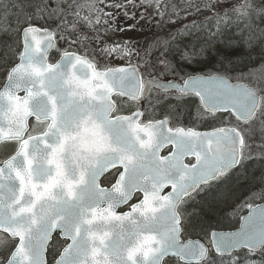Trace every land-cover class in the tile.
Instances as JSON below:
<instances>
[{
  "label": "snow or ice",
  "instance_id": "snow-or-ice-1",
  "mask_svg": "<svg viewBox=\"0 0 264 264\" xmlns=\"http://www.w3.org/2000/svg\"><path fill=\"white\" fill-rule=\"evenodd\" d=\"M0 264H264V0H0Z\"/></svg>",
  "mask_w": 264,
  "mask_h": 264
},
{
  "label": "flooded vegetation",
  "instance_id": "flooded-vegetation-1",
  "mask_svg": "<svg viewBox=\"0 0 264 264\" xmlns=\"http://www.w3.org/2000/svg\"><path fill=\"white\" fill-rule=\"evenodd\" d=\"M233 82H235V81H233ZM191 113L194 115V113H195V109L194 108L191 109ZM184 120H185V123L188 122V114L187 113L184 116ZM201 130H206V129H201Z\"/></svg>",
  "mask_w": 264,
  "mask_h": 264
},
{
  "label": "rangeland",
  "instance_id": "rangeland-1",
  "mask_svg": "<svg viewBox=\"0 0 264 264\" xmlns=\"http://www.w3.org/2000/svg\"><path fill=\"white\" fill-rule=\"evenodd\" d=\"M139 39H140V42L141 43H143V36L141 35L140 37H139ZM208 69H206V71H207ZM241 82H244V81H241ZM245 208L244 209H242V212L244 213L245 211ZM238 225V224H237ZM237 225H236V227H237Z\"/></svg>",
  "mask_w": 264,
  "mask_h": 264
},
{
  "label": "trees",
  "instance_id": "trees-1",
  "mask_svg": "<svg viewBox=\"0 0 264 264\" xmlns=\"http://www.w3.org/2000/svg\"><path fill=\"white\" fill-rule=\"evenodd\" d=\"M230 31H235L234 29H232V30H230ZM254 59H255V57H254ZM226 223V222H225ZM232 228H228V229H225V230H231ZM253 259L254 260H256V261H259V257H253Z\"/></svg>",
  "mask_w": 264,
  "mask_h": 264
},
{
  "label": "water",
  "instance_id": "water-1",
  "mask_svg": "<svg viewBox=\"0 0 264 264\" xmlns=\"http://www.w3.org/2000/svg\"><path fill=\"white\" fill-rule=\"evenodd\" d=\"M245 215H247V212L245 213ZM239 226V225H238ZM235 230V229H234Z\"/></svg>",
  "mask_w": 264,
  "mask_h": 264
}]
</instances>
